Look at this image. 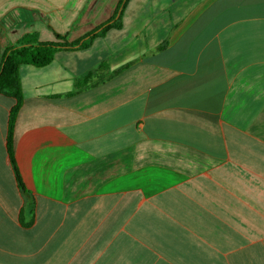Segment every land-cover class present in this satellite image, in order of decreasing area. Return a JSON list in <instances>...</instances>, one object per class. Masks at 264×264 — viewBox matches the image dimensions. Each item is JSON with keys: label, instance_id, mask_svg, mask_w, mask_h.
Listing matches in <instances>:
<instances>
[{"label": "crops", "instance_id": "obj_1", "mask_svg": "<svg viewBox=\"0 0 264 264\" xmlns=\"http://www.w3.org/2000/svg\"><path fill=\"white\" fill-rule=\"evenodd\" d=\"M120 3L0 0V65ZM19 78L30 194L0 93V264H264V0H128L120 28Z\"/></svg>", "mask_w": 264, "mask_h": 264}, {"label": "trees", "instance_id": "obj_2", "mask_svg": "<svg viewBox=\"0 0 264 264\" xmlns=\"http://www.w3.org/2000/svg\"><path fill=\"white\" fill-rule=\"evenodd\" d=\"M127 2L128 0H121L115 16L111 20L87 33L78 40L69 42L64 37L58 36V39L55 42H44L39 41L35 34H28L17 45L12 46L5 51L0 65V93L16 100L9 117L7 151L13 165L19 188L23 193L27 195L30 194L22 182L15 161L14 139L16 119L23 104V93L19 78L20 66L31 65L35 67H44L54 60L58 51H73L88 48L96 38L105 35L110 29L120 28L122 26L123 11ZM106 69V63H101L95 71L89 72L82 79L77 81V88L79 89L88 85L94 79L102 80L107 74L105 73ZM30 207L32 212L35 207L33 202L30 203ZM28 224L30 223H26V225Z\"/></svg>", "mask_w": 264, "mask_h": 264}]
</instances>
